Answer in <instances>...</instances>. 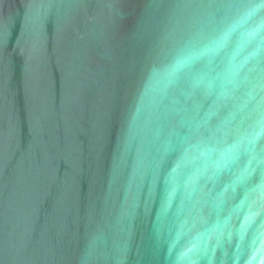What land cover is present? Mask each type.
Returning <instances> with one entry per match:
<instances>
[{
    "label": "water",
    "instance_id": "water-1",
    "mask_svg": "<svg viewBox=\"0 0 264 264\" xmlns=\"http://www.w3.org/2000/svg\"><path fill=\"white\" fill-rule=\"evenodd\" d=\"M0 264H264V0H0Z\"/></svg>",
    "mask_w": 264,
    "mask_h": 264
}]
</instances>
